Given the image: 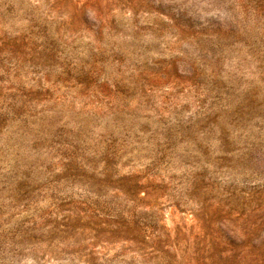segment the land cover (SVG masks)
<instances>
[{
    "label": "rangeland",
    "instance_id": "374dc122",
    "mask_svg": "<svg viewBox=\"0 0 264 264\" xmlns=\"http://www.w3.org/2000/svg\"><path fill=\"white\" fill-rule=\"evenodd\" d=\"M0 264H264V0H0Z\"/></svg>",
    "mask_w": 264,
    "mask_h": 264
}]
</instances>
